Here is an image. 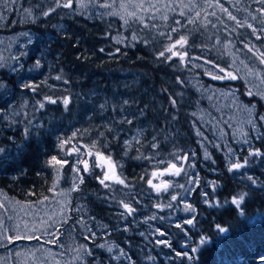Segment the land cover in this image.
Returning <instances> with one entry per match:
<instances>
[{
	"label": "rangeland",
	"instance_id": "rangeland-1",
	"mask_svg": "<svg viewBox=\"0 0 264 264\" xmlns=\"http://www.w3.org/2000/svg\"><path fill=\"white\" fill-rule=\"evenodd\" d=\"M122 2L126 4L125 9L119 7ZM104 3H112V0H73L72 8L56 7L54 0H0V64L4 65L0 67V82L4 85L0 88V148L4 149L0 152V171L30 135L36 133L30 134L31 127L37 123L32 122L33 116L37 120L44 119L43 131L49 136L54 133L53 138L56 137L57 158L68 162L63 167L53 166L49 164L51 158L48 159L47 193L35 200L21 201L0 190V264H105L107 257L114 264H131L123 247L106 235L110 225H115L114 231L122 227L123 233L131 232L140 237L139 241L134 240L135 246L126 245L139 261L146 264H155L158 259L167 261L170 258L167 254L152 253L150 244L166 247L156 243L165 239H157L161 231L153 225L152 217L172 225L177 223L172 217L175 214L189 218L191 214L183 208L185 202L189 203L190 189L196 185L190 183L197 179L196 166L212 163L213 155L232 159L264 128L262 116L256 115L253 107L240 100L226 84V80L235 76L246 93L251 92L264 108V63L259 55L264 52V13L259 11L264 4L260 0H115L112 8L102 7ZM139 4H143V9L136 7ZM150 4L155 7H149ZM49 6L55 11L45 17L42 13ZM65 10L71 16L108 25L110 41L121 48L161 42L162 50L171 43L169 36L172 40L181 35L187 37L188 56L183 62L177 57L178 65L198 70L207 77H218L215 78L218 84L203 83L197 78L185 81L194 94L191 101L178 102L183 104L181 116L188 131L186 135H182L180 124L175 125L173 119L165 120L163 129L153 128L138 103H125L128 90L123 86L133 85L136 76L132 72H123L117 81L121 87L109 93L88 88L82 101H73L70 119L53 117L51 120L46 111L39 108V102L28 99L24 85L45 82L53 63L50 46L53 36L48 29L59 32L63 27L60 20L48 24L40 20ZM132 11L142 17V22L127 16ZM229 13L236 19H230ZM122 16L128 19L127 24ZM164 16L168 19H163ZM249 24L257 30L255 33ZM173 28L177 31L172 32ZM77 130L80 134L62 150L60 140L71 137ZM190 139L195 148L189 144L179 148ZM93 142L96 144L93 151L112 157L116 174L125 183L106 181L109 185L106 188L97 178H102L103 168H92L88 173L81 171L80 175H95L93 180L100 191L83 194L73 169L81 159H87L92 165L95 156L86 153ZM153 143L158 146L153 148ZM174 145L178 155H187L186 162L174 158V154L177 155L171 150ZM73 146L79 147V154L71 151ZM229 148L232 153L228 152ZM66 152L71 154L66 155ZM168 162L178 167L183 165L184 170L179 176L167 175L168 179L163 176L161 179L170 182L171 187L158 193L146 181L152 171L164 169ZM190 164L194 167H189ZM78 166L83 169L82 164ZM135 174H138L137 182L130 177ZM153 183L159 180L154 179ZM171 195H177V200L171 201ZM91 198L102 201V206L110 212L97 214L95 211L100 204L90 208L87 200ZM121 202L130 204L135 212L129 215ZM169 203L173 205L172 213L162 214ZM157 204L164 207L157 208ZM142 225L149 228H138ZM134 228L139 230L134 232ZM8 236L22 238L9 242L5 239ZM185 241L181 240V244L185 245ZM105 254L107 257L102 256Z\"/></svg>",
	"mask_w": 264,
	"mask_h": 264
},
{
	"label": "trees",
	"instance_id": "trees-1",
	"mask_svg": "<svg viewBox=\"0 0 264 264\" xmlns=\"http://www.w3.org/2000/svg\"><path fill=\"white\" fill-rule=\"evenodd\" d=\"M55 20H60L63 27L59 32L48 29L53 36L50 43L53 63L47 80L23 89L30 101H46L44 100L46 96L57 100L55 104L45 103V107L41 109L46 111L51 120L59 117L70 119L73 101H82L83 94L88 88L93 87L99 93H109L113 88L121 87L117 81L123 72H132L136 79L133 85L123 86L128 90L124 100L138 103L153 128L163 129L166 125L164 121L173 119L175 125L180 124L182 135H186L188 131L181 116L183 104L178 102L191 101L194 94L185 81L187 78H197L203 83L218 84L215 79L211 81L213 78L198 70L178 65L177 57L167 62L157 59L160 45L163 44L161 42L137 45L132 49L121 48L110 41L108 25L71 16L66 10L53 13L40 22L48 24ZM110 22L116 23L114 20ZM101 49L103 51H100ZM57 76L61 79H56ZM226 84L232 87L240 100L253 107L256 115L264 117L263 106L252 95L246 93L238 79L226 80ZM64 97L70 98L67 108L62 103ZM171 99L177 101L175 106L172 105ZM42 120L34 119L33 116L32 122L37 123L31 127L33 129L30 134L34 131L36 133L30 135L31 138L27 139L26 144L23 143L9 163L2 165L0 171V190L21 201H32L43 196L47 193L50 182V172L46 164L49 158L57 154L56 137L53 138L54 133L50 136L48 133L45 134L43 131L45 122ZM186 144L195 148L191 139L182 143L179 148H184ZM250 148L264 151V128H261L258 137L249 146L241 147L231 160L247 156ZM171 150L176 153V145ZM176 154H179L178 149ZM229 160L220 155H213L212 163H205L204 167L196 166L195 172L199 183L190 192L188 201L197 209V226L193 229L185 225L187 231L185 235V231L176 226L158 224L159 228L166 232L171 247L162 245L156 247L150 244L151 248L154 247L153 254L164 253L170 257L167 261L158 259L155 264H189L187 260H182L171 252L173 254L178 251L190 252L191 247L199 245L201 236L207 237L208 240L206 244L199 246V251L195 254V264H264L260 259L264 254V158L249 157L250 163L246 168L232 173L227 171ZM248 175L257 179L256 185L247 180ZM83 176L84 182L80 183L83 194L92 190L98 193L100 190L93 180L95 175ZM137 176L138 174H135L130 177L137 182ZM210 181H215L219 185L215 193L209 185ZM203 191H207L210 198L221 201L223 206L208 207L203 202L204 197L199 194ZM239 193H247L243 205L246 215L243 217L230 203L223 204L225 200H230L233 195ZM93 200L94 198L88 199L87 203L90 208L96 203L101 205L96 208L97 214L110 212L102 206V201ZM216 224L229 228V232L219 233ZM110 236L121 240L120 245L129 255L131 264H146L139 261L129 248L135 246L134 241L122 239L123 234L119 230L113 231ZM184 239L187 248L181 244V240ZM155 248H158L157 252ZM105 264L114 263L107 257Z\"/></svg>",
	"mask_w": 264,
	"mask_h": 264
},
{
	"label": "snow or ice",
	"instance_id": "snow-or-ice-1",
	"mask_svg": "<svg viewBox=\"0 0 264 264\" xmlns=\"http://www.w3.org/2000/svg\"><path fill=\"white\" fill-rule=\"evenodd\" d=\"M260 2L262 4H264V0H260ZM54 3L56 5V7L72 8V6H73V0H63V2H62V0H54ZM114 4H115V0H112V3H104L101 6L104 7V8H112ZM119 7L121 9H125L126 8V4L122 2L119 5ZM136 7H139L141 9H143V4L136 5ZM149 7H155V5H151L150 4ZM54 11H55V8L49 6V8L46 11H44L42 14H43V16L47 17L50 13H52ZM225 11H227V9H225ZM259 11L264 13V8L259 9ZM183 14L184 13H181V15H183ZM197 15H199V13H197ZM127 16L131 17V18H136V19H138V20H140L142 22V17H138L135 11L128 12ZM121 18L124 19L125 24L128 23V19L127 18H125L124 16H122ZM229 18L232 19V20L236 19V17L232 16L231 13H229ZM163 19L167 20L168 17L164 16ZM253 19H255V17H253ZM177 23H179V21H177ZM237 23L239 24L240 22L237 21ZM153 27H155V25H153ZM248 27L252 28L254 33L257 31L255 28H253V26L251 24H249ZM171 31L172 32H176L177 29L173 28V29H171ZM162 35H163V33H162ZM136 38L137 37L135 35L132 37L133 40H135ZM168 38L171 40V43L166 45L162 50H160L158 52L157 59H161L162 61L167 62V61H171L174 57H178L179 60L181 62H183L185 60V58L188 56V53L185 50L186 46L188 45L187 37L181 35V36H179L178 39H174V40H172L171 36H169ZM257 38H260V37H257ZM117 42L119 43L120 41H117ZM100 51H103V49H101ZM117 51H119V49H117ZM249 51H252V49L249 48ZM259 55L261 57V63H264V52H260ZM13 59H18V57H13ZM36 65H37V67L40 66V61L39 60L36 61ZM3 66H4L3 64H0V67H3ZM13 70H15V69H13ZM221 71H223V69H221ZM229 76H231V73H229ZM213 78L215 79V78H218V77H213ZM231 78L235 79L236 77L235 76H231ZM56 79L59 80V79H61V77L57 76ZM65 82H67V81H65ZM181 83H182V81H181ZM3 87H4L3 83L0 82V88H3ZM24 87L25 88H29V87H32V86L26 84V85H24ZM33 90H35V89L33 88ZM249 95H252V93L249 92ZM44 100H46V101H48L49 103H52V104L57 103V100L53 99L50 96H46L44 98ZM62 103L65 106V108H67V106L70 103V98L69 97H64L62 99ZM125 103H127V101H125ZM171 103H172L173 106H175L177 104V101L175 99H171ZM44 107H45L44 102H39V108L43 109ZM100 107L103 108L104 105L101 104ZM260 119L264 120V117H260ZM126 122L127 123H131L132 121L131 120H126ZM253 127H255V125H253ZM78 134H80L79 130L73 132L71 137L61 139L60 140V144H59L60 148L63 150L65 148V145L70 144L71 141L73 139H75ZM154 140H155V138H154ZM244 142L247 143L248 141L245 140ZM125 143L127 144L128 142L126 141ZM157 146L158 145L156 143H153V145H152L153 148H156ZM93 149H96V144L94 142L89 146V150L86 153L87 156H95V160L93 161L92 165L90 166L89 161L87 159H81V160L77 161V166L74 167V169H73V171L77 173V179L79 180V182L80 183L84 182V176L80 175L81 171L84 172V173H88V172L91 171L92 168H104L106 166L107 167V171L103 172L102 178L101 177H97L98 180H99V183L101 185H103L104 187H106V188L109 187V185L106 183V181H116L119 184H124L125 181L123 179H121L119 176H117V174H116V164L113 162L112 157L110 155L105 156L99 150L93 151ZM3 151H4V149L0 148V152H3ZM71 151L72 152H76L78 154L80 153V149L77 146H73ZM228 152L232 153V149L229 148ZM70 154H71V152H66V155H70ZM205 157L209 158L207 153H205ZM249 157H253V158L254 157H261V158H264V151H261L258 148H250L248 150V152H247V156L243 157L242 159L241 158H237L235 160H231L230 159L228 161L227 171L229 173H232V172L239 171L241 169L246 168L249 165V163H250ZM174 158L176 160H178V161H185L186 162L188 160L187 155L180 156V155H175L174 154ZM66 163H68L66 160L58 159L57 156H52L51 160L49 161V164H51L53 166L59 165L60 167H63V165L66 164ZM213 163H215V161H213ZM80 164L83 165V169L82 170L78 166ZM189 167H194V165L190 164ZM183 170H184L183 169V165L178 167L176 163L168 162L167 167H165L163 170L157 169V170L152 171L150 173V177L147 179L146 183L158 193L161 192V191H167L171 187V184H170V182H168L166 180H163L161 178L163 176H165V175L179 176ZM141 179H143V177H141ZM154 179L159 180V183H153ZM247 180L250 181L252 185H256L257 184V179L255 177H253L252 175H248L247 176ZM190 183L195 185V184L199 183V180L197 178L194 181H190ZM209 185H210L213 193H215L216 189L219 187L218 183L215 182V181H210ZM52 187H53V189H55L56 184L54 183ZM75 187L76 186L74 185V189L73 190H75ZM179 187L183 188L184 185H179ZM193 190H194V188L190 189V191H193ZM202 195L204 197V201L203 202L208 207H217V208H219V207L223 206L221 201L214 200V199L210 198V195H209V193L207 191H203ZM246 197H247V193H239L237 195H233L230 200H225L223 202V204H229L230 203L238 211V214L243 217V216L246 215L245 209L243 207V205L245 203V200H246ZM176 200H177V195H171V201H176ZM121 203H122L123 208L126 210V212L129 215H131L132 213L135 212V209L133 207H131L130 204L124 203V202H121ZM172 206L173 205L171 203H169L167 205V207H169V208H171ZM156 207L157 208H163L164 206L160 205V204H157ZM183 210L185 212H187V213H190L191 215H190L189 218L184 219L182 223H177L176 227L180 228L182 231H185V235H187V231L185 230V227H184L185 225L190 226L193 229L196 228V226H197V223H198L197 215H196L197 209L193 206V204L185 202ZM152 219H155V217H152ZM215 227L218 230V232L221 233V234H227L229 232V228L223 227L220 224H216ZM157 231H159V230H157ZM159 234L160 235H164L163 232H160ZM93 235H94V233H93ZM21 238L22 237H20V236H16V237L8 236V237H5V239H7L9 242H11L13 239H21ZM189 239H191V237H189ZM207 240H208L207 237L201 236L200 239H199V245L191 247L190 252L189 251H182V252L178 251L175 254H176L177 257H180L182 260H187L189 262V264H195V260H196L195 254L199 251V246L206 244ZM156 243L164 244L165 246L171 247L170 243L167 240H158V241H156ZM99 247H104V245H99ZM184 247L187 248L188 245H184ZM108 251L111 252L112 249L109 248ZM88 254H91V253L89 252ZM121 254H123L122 250H121ZM260 259H261V261H264V254H262L260 256Z\"/></svg>",
	"mask_w": 264,
	"mask_h": 264
},
{
	"label": "flooded vegetation",
	"instance_id": "flooded-vegetation-1",
	"mask_svg": "<svg viewBox=\"0 0 264 264\" xmlns=\"http://www.w3.org/2000/svg\"><path fill=\"white\" fill-rule=\"evenodd\" d=\"M163 170V169H162ZM167 175H165V177H166ZM166 179H168L167 177H166ZM172 209H173V207H171V208H167L166 210H164L163 212H162V214H164V215H166L167 213H172ZM173 218H175L176 220H177V223H182L183 222V220L184 219H186V218H188V217H184L183 215H181V214H175V215H173L172 216ZM150 219V218H149ZM148 219V220H149ZM153 220H155V222H154V224L153 225H155V226H157V227H159V225L158 224H160V223H164V224H169L170 226H176V224H174V225H172L171 224V222H169V221H156V219H153ZM135 224V223H134ZM114 226L115 225H110L109 227V231L107 232V236L109 237V238H111L112 240H114L116 243H118V244H121V240H118L117 238H115L114 236H110V234L114 231L113 230V228H114ZM119 228V227H118ZM138 228H145V229H147V228H149V227H147V225H145V226H139ZM138 228H134V229H132V231H134V232H137L139 229ZM123 229H122V227L121 228H119V231H120V233H122L123 234V236H122V239H125V237H126V239H128V240H132V241H139L140 240V237H138V236H135V234H130V233H123V231H122ZM130 234V235H129ZM132 238V239H131ZM106 255V254H105Z\"/></svg>",
	"mask_w": 264,
	"mask_h": 264
},
{
	"label": "bare ground",
	"instance_id": "bare-ground-1",
	"mask_svg": "<svg viewBox=\"0 0 264 264\" xmlns=\"http://www.w3.org/2000/svg\"><path fill=\"white\" fill-rule=\"evenodd\" d=\"M208 178H209V177H208ZM207 180H208V179H207ZM141 196H142V195H141ZM92 199H93V198H92ZM96 201H97V200H96ZM34 202H35V201H34ZM159 229H160V228H159ZM160 231L163 232L161 229H160ZM117 232H118V231H117ZM114 233H115V232H114ZM130 233H131V232H130ZM154 233H155V232H154ZM163 233H164V235H159V234H158V235H157V236H158L157 239H159V238L161 239V238H162V239H165V240H166V239H167V238H166V234H165L166 232H163ZM119 235H120V234H119ZM129 235H130V234H129ZM167 235H168V234H167ZM181 235H182V234H181ZM181 235H180V236H181ZM135 236H136V235H135ZM150 237H152V236H150ZM154 237H155V236H154ZM182 237H184V236H182ZM155 238H156V237H155ZM185 238H186V237H185ZM125 239H126V237H125ZM145 239H146V238H145ZM151 239H152V238H151ZM182 239H183V238H182ZM189 241H190V240H189ZM127 244H128V243H127ZM129 244H130V243H129ZM129 244H128V245H129ZM132 245H133V244H132ZM155 246H157V245H155ZM153 248H154V247H153ZM157 249H158V248H157ZM159 251H160V250H159ZM134 252H135V251H134ZM156 252H157V251H156ZM161 252H162V251H161Z\"/></svg>",
	"mask_w": 264,
	"mask_h": 264
},
{
	"label": "water",
	"instance_id": "water-1",
	"mask_svg": "<svg viewBox=\"0 0 264 264\" xmlns=\"http://www.w3.org/2000/svg\"><path fill=\"white\" fill-rule=\"evenodd\" d=\"M103 171H107V167L106 166L103 168Z\"/></svg>",
	"mask_w": 264,
	"mask_h": 264
}]
</instances>
